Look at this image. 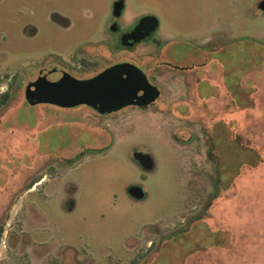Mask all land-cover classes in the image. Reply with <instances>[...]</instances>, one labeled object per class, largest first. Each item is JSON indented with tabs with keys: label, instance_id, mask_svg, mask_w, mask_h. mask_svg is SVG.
<instances>
[{
	"label": "rangeland",
	"instance_id": "374dc122",
	"mask_svg": "<svg viewBox=\"0 0 264 264\" xmlns=\"http://www.w3.org/2000/svg\"><path fill=\"white\" fill-rule=\"evenodd\" d=\"M125 1L129 22L205 25L223 48L243 47V93L185 113L166 97L103 116L31 106L38 71L88 77L123 58L107 47L119 44L104 29L111 0H0V264H264L260 0Z\"/></svg>",
	"mask_w": 264,
	"mask_h": 264
},
{
	"label": "flooded vegetation",
	"instance_id": "af4514ba",
	"mask_svg": "<svg viewBox=\"0 0 264 264\" xmlns=\"http://www.w3.org/2000/svg\"><path fill=\"white\" fill-rule=\"evenodd\" d=\"M119 1H122V7L116 15L114 6ZM263 1L260 0L257 7L261 13H264L261 8ZM126 5L125 0H111L110 13L104 27L105 33L111 38L114 37L115 42L119 43L117 49L115 44L111 45L109 43L107 46L109 53H122L123 58L106 65L100 71L88 77L79 78L73 72L66 70L62 72L78 80H87L115 65L126 64L136 67L145 75L149 84L157 87L160 93L159 97L146 107H128L147 108L155 104L161 97H166L168 100L174 101V108L181 107L182 112L185 113L190 110V104L188 103L190 101L220 100L223 98L234 100L241 96L244 77V73L240 70L243 62V47L237 46L236 48H230V50L223 48L220 41H212L208 37L210 30L205 25L203 28L200 26L196 28L177 26L173 29H167L157 16H155L157 26L148 36L136 42H133V39H128L126 45H123V37L130 36L142 18L154 16L150 13H142L129 22L122 19L126 11ZM165 33H172L174 37H165ZM194 35L203 36L204 38L190 39ZM140 49H144L145 52H143V55L139 52L140 55H137V57L136 54ZM83 61V58H80L81 64ZM81 68L79 65L76 69ZM233 69H235V76L232 73ZM40 72L42 74L46 73L44 70H40L38 76ZM170 85L177 87L178 94L170 92ZM90 109L102 116L112 115L123 110L101 114L93 108ZM178 113L181 112L178 111Z\"/></svg>",
	"mask_w": 264,
	"mask_h": 264
},
{
	"label": "water",
	"instance_id": "95a60500",
	"mask_svg": "<svg viewBox=\"0 0 264 264\" xmlns=\"http://www.w3.org/2000/svg\"><path fill=\"white\" fill-rule=\"evenodd\" d=\"M122 7V1L115 3L114 10L117 15ZM264 12V1L261 4ZM157 26L153 16L141 19L139 25L130 36L122 39L126 45L128 39L133 42L144 39ZM56 69L44 74L40 72L36 80L25 86V101L31 105L48 104L63 109L78 106H88L97 112L112 113L128 106L146 107L159 97V89L147 81L145 75L132 65H115L97 76L78 80L61 72L56 79H49ZM134 161L145 170L153 167L151 158L143 153L136 152ZM127 194L133 200L141 201L145 194L141 187L130 186Z\"/></svg>",
	"mask_w": 264,
	"mask_h": 264
},
{
	"label": "trees",
	"instance_id": "16d2710c",
	"mask_svg": "<svg viewBox=\"0 0 264 264\" xmlns=\"http://www.w3.org/2000/svg\"><path fill=\"white\" fill-rule=\"evenodd\" d=\"M7 99H8V93L5 92L0 97V107L3 106L6 103ZM2 232H3L2 231V226H0V239H1V236H2Z\"/></svg>",
	"mask_w": 264,
	"mask_h": 264
}]
</instances>
